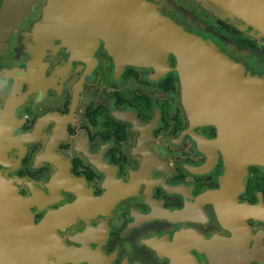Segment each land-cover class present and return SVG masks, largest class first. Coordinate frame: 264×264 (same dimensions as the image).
Here are the masks:
<instances>
[{"label": "flooded vegetation", "instance_id": "af4514ba", "mask_svg": "<svg viewBox=\"0 0 264 264\" xmlns=\"http://www.w3.org/2000/svg\"><path fill=\"white\" fill-rule=\"evenodd\" d=\"M46 1L0 54V264H264V161L235 159L264 143L195 117L174 54L146 59L123 27L179 25L264 81L259 23L215 0H140L167 22L53 23Z\"/></svg>", "mask_w": 264, "mask_h": 264}, {"label": "water", "instance_id": "95a60500", "mask_svg": "<svg viewBox=\"0 0 264 264\" xmlns=\"http://www.w3.org/2000/svg\"><path fill=\"white\" fill-rule=\"evenodd\" d=\"M35 0H2L0 5V54L6 46L9 35L18 22L27 14ZM223 7L240 8L242 13L259 23L264 31V0H215ZM113 4L100 0H47L44 21H125V22H167L160 14L154 12L150 3L140 0H112ZM115 3L123 5L119 9ZM106 11V12H105ZM80 12V13H79ZM102 12L107 18L97 19L95 13ZM97 15V14H95ZM94 17V19H93ZM170 21V20H168ZM57 29V25H53ZM131 38H142L145 48H150L146 59L152 60L158 54L165 56L172 52L175 56V70L181 80L183 94L189 96L192 114L198 119L215 124L221 131L246 136L245 142L264 143V81L244 74L242 67L232 62L209 42L185 31L179 25H123ZM232 97L240 95V104L223 106V95ZM209 96V106H205V96ZM232 101V100H230ZM246 103V104H245ZM240 106H239V105ZM239 108L246 115L242 123H228L219 113L225 110L233 117ZM262 139V140H260ZM244 149L242 148V151ZM235 159L246 162L264 161V154L242 152ZM245 163H241V167ZM229 167L233 164L230 162Z\"/></svg>", "mask_w": 264, "mask_h": 264}]
</instances>
